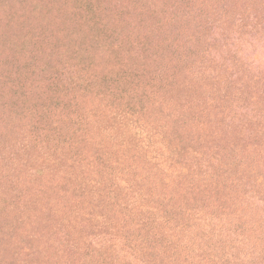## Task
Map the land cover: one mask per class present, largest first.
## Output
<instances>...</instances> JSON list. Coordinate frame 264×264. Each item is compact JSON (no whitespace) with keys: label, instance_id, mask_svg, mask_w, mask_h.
<instances>
[{"label":"rangeland","instance_id":"rangeland-1","mask_svg":"<svg viewBox=\"0 0 264 264\" xmlns=\"http://www.w3.org/2000/svg\"><path fill=\"white\" fill-rule=\"evenodd\" d=\"M132 250L264 264V0H0V264Z\"/></svg>","mask_w":264,"mask_h":264},{"label":"trees","instance_id":"trees-1","mask_svg":"<svg viewBox=\"0 0 264 264\" xmlns=\"http://www.w3.org/2000/svg\"><path fill=\"white\" fill-rule=\"evenodd\" d=\"M53 75H55V74H53ZM119 180H121L122 182H124V180L121 179V178H120ZM116 186H117V185H116ZM117 187H118V186H117ZM117 187H116V188H117ZM140 196H141L142 199H147V197H151L148 193H145L144 191L140 193ZM164 200H167V202H171V201H173L174 199L171 197V195H169V194H165V195H164ZM136 204H137V202L135 201V202L131 203L132 206L129 205L130 208H128V210H129L130 213H135V212H136L135 210H136L137 207H138ZM143 206H144V205H143ZM143 206H142V204H140V207H143ZM144 207H145V206H144ZM148 207H149V209H156V208L152 207L151 205H148ZM202 211H203L202 209H199V208H198V215L201 214ZM155 223H156V222H154V221L151 220V224H154V225H155ZM128 256H129L130 258H131V257H135V258H136V261H140V262H142V264H149V263H145V262H144V261H145L144 259L141 260V258L137 257V254H136L135 251H133V250H132V251H128ZM149 261H150V260H148V261H146V262H149Z\"/></svg>","mask_w":264,"mask_h":264}]
</instances>
